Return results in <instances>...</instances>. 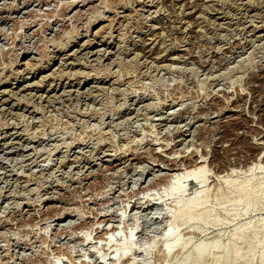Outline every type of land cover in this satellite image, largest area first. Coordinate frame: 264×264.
<instances>
[{
	"label": "rangeland",
	"instance_id": "374dc122",
	"mask_svg": "<svg viewBox=\"0 0 264 264\" xmlns=\"http://www.w3.org/2000/svg\"><path fill=\"white\" fill-rule=\"evenodd\" d=\"M262 152L264 0H0V264H264ZM198 159L215 219L166 256Z\"/></svg>",
	"mask_w": 264,
	"mask_h": 264
},
{
	"label": "bare ground",
	"instance_id": "6f19581e",
	"mask_svg": "<svg viewBox=\"0 0 264 264\" xmlns=\"http://www.w3.org/2000/svg\"><path fill=\"white\" fill-rule=\"evenodd\" d=\"M181 7V6H180ZM211 7V6H210ZM252 8V7H251ZM112 11V10H111ZM180 13V12H179ZM28 14V13H27ZM181 15V14H180ZM204 17V16H203ZM173 22V21H172ZM115 29V28H114ZM88 32V31H87ZM96 34V33H95ZM162 37V36H161ZM156 41V39H155ZM155 44V43H154ZM67 45V44H66ZM152 49V48H151ZM153 51V50H152ZM106 53V52H105ZM105 56V55H104ZM66 57V56H65ZM158 57V56H157ZM82 60V59H81ZM182 60V59H181ZM87 61V60H86ZM32 62V61H31ZM89 62V61H87ZM121 64V63H120ZM163 65V64H162ZM83 69V68H82ZM53 72V71H52ZM78 72V71H77ZM82 74V73H80ZM95 74V73H94ZM93 74V75H94ZM113 74V73H112ZM64 75V74H63ZM79 75V74H78ZM89 75V74H88ZM104 75V74H103ZM72 79V78H71ZM43 83V82H42ZM39 99V98H38ZM50 102V101H49ZM21 132V131H20ZM7 144V143H6ZM158 151V150H157ZM264 152L261 153L260 157L263 155ZM31 154V153H30ZM29 156V155H28ZM259 157V156H258ZM264 157V156H263ZM264 160V159H263ZM193 161V160H192ZM203 161H199L196 160V163L194 162V164L192 163L193 165V168H190L188 169L187 171L185 170L183 173H180L178 175L175 174V176L171 177L172 180L170 181L169 185H168V190H167V195L168 196H173L174 194H181L183 193V187H185V185L183 186V184L185 183H192L194 185H198L200 186L201 188L199 189L200 192H196L197 194L194 195V197H190L188 201H185V203H182L181 201H183L182 199L176 201V211L173 212V216H172V228L170 229V231L168 233H166V237L168 238L167 240V243H166V248L164 249V253L166 254V256H168L169 254H171L170 252L172 250H174L177 246H176V242H175V238L176 236L178 235V233H180L181 229L184 228V225L186 224V226L190 228H193L192 225H195V222H198V224L200 225V227H198L199 229H201L203 231L204 227L206 228L208 226V224L210 225L212 223V220L215 219L214 218V210L213 209H210L207 205L208 203V198L210 197L209 194L207 195V193H209V191L207 192L204 191V186L206 185V168L205 166L203 165H199V163H201ZM164 164V163H163ZM176 165V164H175ZM191 165V163H190ZM172 166V165H171ZM177 166V165H176ZM258 168H263V166L260 164V163H257V164H253V166L251 165V167H249V171L250 173L253 172L254 170L258 169ZM173 174V173H172ZM170 178V179H171ZM221 181L223 180L222 178L220 179ZM219 181V180H218ZM224 182L226 181V185L225 187H227L226 190H228V192L232 193V192H237V194H239V199L238 201L236 202L237 203H240L241 201H243L244 199L246 200V206L245 208H248L249 206L252 205V203L250 202H253L255 203V201H250V199H248L249 197L253 196H257L256 197V200L259 199L257 193H259V191L261 190L260 189H256L255 188V183L253 181V179H248L245 184L243 186H238V184L236 182H234L235 180L231 181V183L228 181V179L226 178L225 180H223ZM169 182V181H168ZM229 182V183H228ZM218 183V182H217ZM222 183V182H221ZM205 184V185H204ZM219 184V183H218ZM215 186V184L213 185ZM217 186V185H216ZM215 186V187H216ZM220 186V185H219ZM223 185H221L222 187ZM221 187H216L215 189H217L218 191L219 190H223V189H220ZM167 188V187H166ZM223 188V187H222ZM207 192V193H206ZM233 193V194H235ZM262 195H264V187L262 188ZM209 196V197H208ZM210 199V198H209ZM247 199L250 201H247ZM255 199V198H253ZM158 202V201H157ZM238 206V205H236ZM236 210L233 209L232 212H227L226 213V217H224V219H228L230 216H233L235 213L234 211ZM182 217H185V222L183 223H179L180 219H182ZM195 228V227H194ZM197 228V230L199 231V229ZM188 229V228H187ZM200 230V232H202ZM249 231V228H241L239 230H237L233 235H231L230 237V241L232 242H235V240L238 241L243 239L244 238V235L247 234ZM116 232V231H115ZM204 232V231H203ZM190 234V233H189ZM89 235V234H88ZM110 235V234H109ZM115 235V234H114ZM103 236V235H102ZM108 236V235H107ZM111 236V235H110ZM189 236V235H188ZM109 237V236H108ZM106 237L105 240L110 243L111 242V238L109 237ZM115 237V236H114ZM133 237L132 236V233L131 235L129 236L128 240L126 241V243L124 244V247L122 249H120V256H119V259L122 258L123 256V253L130 250L133 246V239L131 238ZM242 237V238H241ZM87 238V237H86ZM91 238V237H90ZM104 238V237H103ZM191 238V237H190ZM190 238H187L185 239L184 241H182L181 243H179L178 247H179V250H183L185 249L188 245H189V242H191ZM89 239V238H88ZM99 240V239H98ZM133 240V241H132ZM103 241V240H102ZM101 241V242H102ZM229 241V242H230ZM236 241V242H237ZM100 242V241H99ZM105 242V241H103ZM106 242L105 245H108ZM215 242V241H214ZM232 242V243H233ZM206 243L203 244V242H200L198 244H196L193 248V252L192 254L195 256L194 257V261H195V264H201L203 259L207 256L206 254H209L208 256H210L211 254L212 255H217L215 254V251L218 250L219 246H217L216 243L214 244H210V247H208L207 245H205ZM235 244V243H234ZM239 244V243H237ZM228 245V243H227ZM225 244V248L221 247L222 249H219L221 250L220 254H218L216 257V263L217 264H220V260H226L228 264H232L234 262V259L235 257L238 256V251L240 248L239 245H233L231 247L233 248H228ZM231 245V243H230ZM229 245V247H230ZM236 249H235V248ZM216 248V249H215ZM118 251V250H116ZM237 254V256H236ZM214 257V258H215ZM236 260V259H235ZM189 259L188 257L185 258L183 260V262H181V264H190L189 262ZM193 261V262H194ZM214 261V260H213ZM264 262V261H263ZM129 263V262H128ZM215 263V264H216ZM131 264V263H130Z\"/></svg>",
	"mask_w": 264,
	"mask_h": 264
}]
</instances>
